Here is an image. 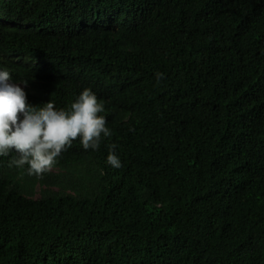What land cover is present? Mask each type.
Returning <instances> with one entry per match:
<instances>
[{
    "label": "trees",
    "instance_id": "trees-1",
    "mask_svg": "<svg viewBox=\"0 0 264 264\" xmlns=\"http://www.w3.org/2000/svg\"><path fill=\"white\" fill-rule=\"evenodd\" d=\"M124 1L131 33L0 59L33 106L67 110L90 88L111 130L39 176L0 156V264H264V0Z\"/></svg>",
    "mask_w": 264,
    "mask_h": 264
},
{
    "label": "clouds",
    "instance_id": "clouds-1",
    "mask_svg": "<svg viewBox=\"0 0 264 264\" xmlns=\"http://www.w3.org/2000/svg\"><path fill=\"white\" fill-rule=\"evenodd\" d=\"M38 1L46 5V0H0V39L19 36L22 44L9 54L0 52V59L23 54L26 46L43 50L40 47L45 45L49 49L88 31L131 33L136 18L141 17L124 0H112L108 7L101 0H70L75 8L86 7L93 12L91 16L86 14L88 22L75 11H62L58 3L63 0H49L57 4L55 10H49L47 5L37 8ZM31 9L34 14L29 15ZM31 41L35 44L31 45ZM37 63L34 59L30 69L38 67ZM77 68L78 64L70 72ZM22 84L26 86V82H15L10 71L0 64V156L15 152V166L26 165L29 175L39 176L50 169L77 138L84 149L97 150L101 137L111 135L105 117L100 115L105 111L104 102L90 88L83 89L65 110L57 108L52 100L38 106L28 103ZM107 163L114 168L121 166L115 144L109 149Z\"/></svg>",
    "mask_w": 264,
    "mask_h": 264
},
{
    "label": "rangeland",
    "instance_id": "rangeland-1",
    "mask_svg": "<svg viewBox=\"0 0 264 264\" xmlns=\"http://www.w3.org/2000/svg\"><path fill=\"white\" fill-rule=\"evenodd\" d=\"M38 195H39V193H38Z\"/></svg>",
    "mask_w": 264,
    "mask_h": 264
}]
</instances>
